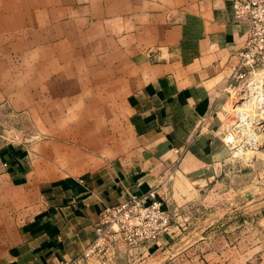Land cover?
Instances as JSON below:
<instances>
[{"label": "crops", "instance_id": "1", "mask_svg": "<svg viewBox=\"0 0 264 264\" xmlns=\"http://www.w3.org/2000/svg\"><path fill=\"white\" fill-rule=\"evenodd\" d=\"M0 31L38 56L48 88L28 106L43 137L0 144V264L79 256L105 206L160 185L179 161L161 188L172 233L140 263L264 264V208L249 245L202 236L170 250L175 215L189 212L177 205L197 195L177 182H213L201 152L232 150L215 119L248 38L234 0H0Z\"/></svg>", "mask_w": 264, "mask_h": 264}, {"label": "rangeland", "instance_id": "2", "mask_svg": "<svg viewBox=\"0 0 264 264\" xmlns=\"http://www.w3.org/2000/svg\"><path fill=\"white\" fill-rule=\"evenodd\" d=\"M12 42L5 31H0V144L13 139L34 142L43 137L38 133L39 119L31 117L36 114L29 113L28 106L36 108L38 98L44 100L48 94V88L38 86L45 76L37 69L38 56L23 54ZM259 81L248 78L236 84L219 108L216 124L223 127V137L234 136V147L231 152H218V146L201 152L206 163L202 170L215 180L200 186L177 182L180 192L197 195H186L189 199L181 200L186 203L177 205L186 206L189 212L175 215L179 228L170 248L174 253L188 249L190 238L209 237L217 240L218 246H245L259 238L260 211L264 208V87ZM213 157L217 165L211 167ZM179 163L173 167L170 184L178 175ZM142 247L141 252L135 249L131 257L113 264L148 263L163 252L158 245Z\"/></svg>", "mask_w": 264, "mask_h": 264}, {"label": "built area", "instance_id": "3", "mask_svg": "<svg viewBox=\"0 0 264 264\" xmlns=\"http://www.w3.org/2000/svg\"><path fill=\"white\" fill-rule=\"evenodd\" d=\"M234 8L237 19L248 26V38L226 90L248 78L261 79L264 87V0H234ZM225 142L233 148L234 136H226ZM172 177L173 172L147 192L105 206L92 241L79 256L60 264H113L148 243L163 245L162 240L172 233L173 213L161 188H166Z\"/></svg>", "mask_w": 264, "mask_h": 264}, {"label": "bare ground", "instance_id": "4", "mask_svg": "<svg viewBox=\"0 0 264 264\" xmlns=\"http://www.w3.org/2000/svg\"><path fill=\"white\" fill-rule=\"evenodd\" d=\"M243 105V104H242ZM239 106V105H238Z\"/></svg>", "mask_w": 264, "mask_h": 264}]
</instances>
